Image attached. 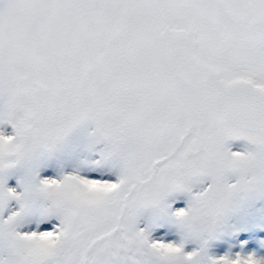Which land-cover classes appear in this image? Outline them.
Listing matches in <instances>:
<instances>
[{
	"label": "snow or ice",
	"instance_id": "1",
	"mask_svg": "<svg viewBox=\"0 0 264 264\" xmlns=\"http://www.w3.org/2000/svg\"><path fill=\"white\" fill-rule=\"evenodd\" d=\"M0 264H264V0H0Z\"/></svg>",
	"mask_w": 264,
	"mask_h": 264
}]
</instances>
